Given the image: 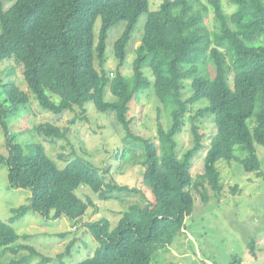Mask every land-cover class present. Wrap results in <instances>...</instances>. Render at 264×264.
<instances>
[{"label":"trees","instance_id":"1","mask_svg":"<svg viewBox=\"0 0 264 264\" xmlns=\"http://www.w3.org/2000/svg\"><path fill=\"white\" fill-rule=\"evenodd\" d=\"M226 1L236 7L231 15L225 13L222 0H164L156 12L149 11L148 0H0V63L21 66L28 91L42 110L54 116L76 108L85 112L90 102L98 112L113 115L124 132L122 158L126 155L128 163L143 169L142 183L153 199L144 206L131 205L114 229L105 218L85 224L99 247L78 264H151L153 256L171 246L185 229L194 207L192 190L208 184L216 196L223 192L219 161H237L247 173L260 170L256 146L264 147V0ZM210 13L214 32L205 24ZM143 14L147 20L129 78L120 69ZM97 19L101 26L95 43ZM119 22L125 28L113 46L118 65L115 72H107L106 41ZM144 69L151 71L160 104L172 109L170 128L166 131L158 122L154 140L136 135L129 115L135 95L151 87ZM14 74L12 67L6 74L10 80L0 77V129L7 150V155L0 154V165L8 167L9 188L30 190L31 197L28 205L12 211L11 223L36 212L48 221L66 217L77 225L94 207L92 199L76 195L80 187L102 201H122L121 195L139 192L107 182L110 170L101 172L82 157L60 169L41 145L28 144L30 152L25 153L7 122L31 101L10 78ZM190 80L192 93L184 99L185 81ZM107 89L115 100H105ZM204 102L206 106L193 115L194 107ZM204 116L214 117L216 133L203 174L194 180L191 169L203 148L205 135L199 123ZM188 117L193 146L179 156L175 137L183 132ZM36 132L52 141L65 139V131L53 124L39 125ZM236 152L246 157L241 159ZM238 191L233 187V193ZM200 196L203 203L209 202L206 189ZM18 239L11 225L0 221V250L14 255L29 252L0 264H29L34 257H40L41 264L48 261L30 246H13ZM72 246H67L66 254ZM250 253L256 256L255 241Z\"/></svg>","mask_w":264,"mask_h":264},{"label":"rangeland","instance_id":"2","mask_svg":"<svg viewBox=\"0 0 264 264\" xmlns=\"http://www.w3.org/2000/svg\"><path fill=\"white\" fill-rule=\"evenodd\" d=\"M148 1L149 11L156 12L164 0ZM222 3L226 14L231 15L236 10V7L228 5L226 0H222ZM9 6L5 4V9ZM146 20V14L139 17L126 49L125 65L120 69L122 74L129 78L133 75L132 66L136 58V48L141 42ZM205 24L212 32L216 30L212 13L207 17ZM100 26L101 20L97 19L94 28L95 43L98 41ZM124 28L125 23L119 22L108 33L105 66L107 72L116 71L118 61L114 57L113 46ZM12 67L15 68V74L10 78L15 80L20 90L27 92L31 99L30 104L22 108L17 116L7 120L10 132L16 136L18 144L25 153L30 152L26 145H41L46 155L60 169L72 159L82 157L101 172L109 169L110 173L105 176L107 182L111 180L139 191L136 194L121 195L122 201H102L88 188L80 187L76 195L84 201L87 198L92 199L94 207L88 209L77 225L66 217L48 221L36 212H29L11 223L12 211L28 205L31 192L26 189H10L8 167L4 164L0 165V221L11 225L19 236L13 246L27 245L34 248L41 256L48 259L44 264H78L92 256L99 247L87 232L85 224L105 218L110 221L114 229L131 205L144 206L153 201L149 190L142 183L143 169L128 163V159H125L126 155L122 158L124 132L113 115L98 112L90 102L86 104L85 112L76 108L61 116H54L42 110L28 91L21 66L9 61L1 62V80L8 81L7 69ZM96 67L100 70L97 61ZM143 73L151 82V87L135 95L130 103L129 115L133 119L132 131L145 139L154 140L158 122L164 130L170 128L172 109H165L155 96L151 71L144 69ZM191 82V80L185 81L184 99L189 98L192 93ZM104 98L106 101L115 100L108 89ZM205 106L206 102L196 105L192 114ZM43 124H53L64 130L65 139L52 141L36 132V128ZM199 126L205 138L203 148L193 161L191 175L194 180L203 174L204 158L216 133L213 116H204ZM191 130L192 123L188 117L183 132L175 137L179 156L193 146ZM256 149L261 162L258 172L247 173L237 161L221 160L217 163V170L220 174V183L224 187L223 192L216 196L208 184H205L204 188L198 187L192 190L194 207L185 222V229L176 235L171 246L159 250L153 256L151 264H233L239 261L241 264H264V147L256 146ZM0 154L7 155L1 129ZM236 156L241 159L246 157L242 152H236ZM132 158L137 162L135 156ZM132 158L130 160L133 162ZM235 186L239 189L238 193L232 192ZM205 189L210 197L208 203L201 201L200 192ZM251 241H255L256 256L250 253ZM70 243L73 246L68 255L65 252ZM26 255H29V252L21 251L14 255L10 251L1 249L0 262L9 263ZM29 264H41V258H31Z\"/></svg>","mask_w":264,"mask_h":264}]
</instances>
